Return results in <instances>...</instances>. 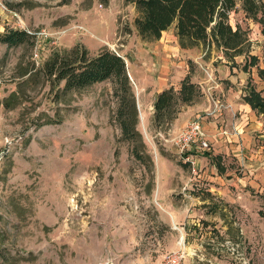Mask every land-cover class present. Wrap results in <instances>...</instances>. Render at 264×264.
I'll list each match as a JSON object with an SVG mask.
<instances>
[{
	"label": "rangeland",
	"instance_id": "obj_1",
	"mask_svg": "<svg viewBox=\"0 0 264 264\" xmlns=\"http://www.w3.org/2000/svg\"><path fill=\"white\" fill-rule=\"evenodd\" d=\"M64 1L0 0L1 32L57 36L55 46L42 37L9 49L0 43V264H159L176 251L185 253L179 264H264V120L253 111L242 121L239 106L248 83L264 97L257 68H264V2L256 16L239 0L229 13L257 66L243 70L242 55L231 67L203 46L170 55L178 71L169 70V87L178 92L185 67L199 96L156 123L149 105L138 107L143 92L132 70L146 78L167 63L159 45H178L174 27L146 41L124 0ZM76 44L124 57L136 136L122 130L114 79L64 93L39 70L53 51ZM5 99L13 105L5 107ZM189 108L187 122L202 117L207 129L208 147L192 148L196 173L174 144L184 128L176 129V118ZM190 202L195 210L184 226L180 215Z\"/></svg>",
	"mask_w": 264,
	"mask_h": 264
},
{
	"label": "trees",
	"instance_id": "obj_2",
	"mask_svg": "<svg viewBox=\"0 0 264 264\" xmlns=\"http://www.w3.org/2000/svg\"><path fill=\"white\" fill-rule=\"evenodd\" d=\"M65 0L64 2H67ZM106 5L109 0H98ZM134 6L136 16L133 24L141 39H159L162 32L173 26L178 45L181 48L203 46L208 53L215 49L230 62L236 56H244L243 70L257 66L259 58L250 54L249 40L238 25L229 23V13L236 8V0H124ZM241 8L250 16L262 10L264 0H239ZM32 35L25 29H9L0 33V43L7 49L29 43ZM32 42V41H31ZM246 44V48H245ZM264 63V49H263ZM258 68V75L264 79V68ZM51 86L60 92L80 90L107 79H114L119 89V113L126 136H136L135 126L138 111L135 95L127 73L125 59L109 48H101L89 54L87 48L76 44L69 50L53 51L39 69ZM61 84V87L59 85ZM15 96L12 92L10 98ZM199 96V89L190 81L189 74L180 82L177 93L172 87L161 90L153 102V121L161 122L174 114L177 104H190ZM243 99L264 120V97L248 83ZM7 108L13 104L3 101Z\"/></svg>",
	"mask_w": 264,
	"mask_h": 264
},
{
	"label": "crops",
	"instance_id": "obj_3",
	"mask_svg": "<svg viewBox=\"0 0 264 264\" xmlns=\"http://www.w3.org/2000/svg\"><path fill=\"white\" fill-rule=\"evenodd\" d=\"M2 28V27H0ZM2 30H0L1 32ZM161 38V36H160ZM160 54L161 56L165 57L166 59V64H164L162 67H159L158 71L155 70L154 68H151L148 72L149 73H146V78H144V76H142V72L141 74H134V70H132V73H133V77L135 78V80L138 81L139 83V86H140V90L142 93V95L140 96V98L138 99V107H141L145 108L148 106V108H150L149 110L152 112L153 110V102H154V99L156 97V95L163 89L169 87V78L167 74H169V70L171 69H174V71H178V69L176 67H173L171 64L172 63H176V61L174 60H171L172 58L170 57V55H175V57L179 56V54L182 56L183 52H185V50L187 49H183V48H180L179 45H177L176 41H175V44L173 46V50L169 49L167 45H163L162 43H160ZM171 58V59H170ZM187 69V67H186ZM129 71V70H128ZM182 73V76H181V80L185 77V75H187L188 71L185 70V67H180V71ZM153 74V75H151ZM129 77H132L130 71L128 73ZM244 100V99H243ZM144 103V104H143ZM192 104V103H190ZM188 106L187 107H190L189 104H187ZM242 112H243V118L241 119L242 121H246L249 117H250V114L249 112H253L254 115L256 114L257 116H261V115H258L255 110H253L251 108V106L246 103L245 101L239 105ZM191 115H192V108H189L188 110H185L184 112H180L176 118V122H175V127L176 129H179V127H182L186 125V122L188 119L191 118ZM207 117V115L205 116ZM262 117V116H261ZM196 119L200 120L201 123H202V126H203V129L204 131L207 133V129H205L204 127V120L202 117H196ZM185 124V125H184ZM238 128L239 127H242L241 124H238L237 126ZM212 128V127H211ZM243 129V127L241 128V130ZM247 139V137H246ZM188 154H190V157H192V151H190ZM183 184H186V183H183ZM192 189V183L190 184L189 186V189ZM188 189V190H189ZM211 190V188L209 189ZM185 197H187L185 194H184ZM190 200H192V197H189ZM192 202V201H191ZM189 203L188 204V207L186 208V213L183 214V215H180L182 218H184L185 220V223H184V226H186V224L190 222H192V212H194L195 208H192V203ZM176 217V216H175ZM187 229H192L190 227H188Z\"/></svg>",
	"mask_w": 264,
	"mask_h": 264
},
{
	"label": "built area",
	"instance_id": "obj_4",
	"mask_svg": "<svg viewBox=\"0 0 264 264\" xmlns=\"http://www.w3.org/2000/svg\"><path fill=\"white\" fill-rule=\"evenodd\" d=\"M27 31L32 35V37H42L46 39L47 43H45V45L47 46H55L57 44V36H55L54 33H50L45 30L38 31L37 33L31 32L29 30ZM43 45H41L40 43L36 45L35 51L33 53L34 59L38 58V50ZM207 140V133L204 131L201 121L196 118L189 120L186 123L185 127L176 135L174 144L176 145L180 156L183 157L185 161L190 162L191 172L196 173L195 162L192 160V157H190V154L188 153L192 151L193 147H198L200 149L207 148ZM190 184L191 182L183 184V186L181 187V191L183 194L187 192ZM184 255L185 253L183 251H176V253L173 254H166L162 257L159 264H179L180 261L184 258Z\"/></svg>",
	"mask_w": 264,
	"mask_h": 264
}]
</instances>
